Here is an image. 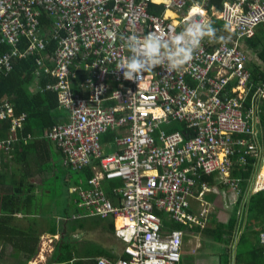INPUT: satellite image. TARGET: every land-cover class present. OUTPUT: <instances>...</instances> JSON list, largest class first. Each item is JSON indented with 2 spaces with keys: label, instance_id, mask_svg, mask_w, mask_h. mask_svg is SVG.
<instances>
[{
  "label": "built area",
  "instance_id": "1",
  "mask_svg": "<svg viewBox=\"0 0 264 264\" xmlns=\"http://www.w3.org/2000/svg\"><path fill=\"white\" fill-rule=\"evenodd\" d=\"M209 2L0 0V42L28 41L25 51L17 48L0 55V69H11L13 55L43 49L47 29L58 42L52 67L37 60L35 73L39 77L42 70L56 78L45 88L58 91L68 113L45 137L60 151L64 166L93 171L89 189L78 190L77 216L113 217L116 235L125 242L124 258L98 257L97 264L179 263L183 231L166 232L158 212L188 226H203L207 208L189 212L190 199L210 190L198 182L200 172H217L216 182L241 193L242 181L232 176L233 146L257 155L256 141L247 142L242 134L257 132L259 97L264 100V83L249 95L247 61L253 60L243 41L258 29L264 33V0H222L216 11H208ZM152 5L163 6V13H154ZM47 19H53L52 26L41 25ZM215 21L223 23L226 32L219 25L208 27ZM210 28L217 29L215 35L208 34ZM153 41L155 52L149 49ZM189 54L192 59L181 65ZM120 62L124 66L118 69ZM131 62L140 70L128 80L124 72ZM81 69L89 71L87 83H82L87 97L71 88ZM247 99L252 104L244 110ZM7 119L13 135L0 140L4 151L10 150L11 139H18L25 115L14 116L0 99V122ZM175 121L184 129L167 134L163 127ZM108 135L111 139L105 140ZM240 160L244 167L257 163L248 164L243 156ZM258 163L264 164V152ZM114 180L119 181L112 186L118 204L108 198L104 186ZM249 182L253 193L264 191L262 170ZM259 240L264 245V229Z\"/></svg>",
  "mask_w": 264,
  "mask_h": 264
},
{
  "label": "trees",
  "instance_id": "2",
  "mask_svg": "<svg viewBox=\"0 0 264 264\" xmlns=\"http://www.w3.org/2000/svg\"><path fill=\"white\" fill-rule=\"evenodd\" d=\"M221 1L222 0H210L209 5H215L217 9H220ZM151 10L156 14H161L163 13V6L152 5ZM43 21L44 22L41 23L42 26L50 27L53 25V19ZM219 23V21H215L208 27L219 25L220 30H224V25H220ZM39 31L43 38L44 29L40 28ZM246 41L248 47L254 52L255 56V60L247 61V68L251 71L252 77V80L250 81L251 88L249 90V95L251 97L254 90H256V86L263 85L264 83L263 31L258 29L256 34L253 37L248 38ZM27 46L28 42L24 44L22 38L14 45L7 42H0V55L2 56L4 54L12 53V51L17 48L18 51H25ZM46 48L47 46L40 50H34L33 52L43 51ZM31 53H27V55L23 57H18L17 54L13 55L10 60L12 65L10 70L12 71L6 76H0V94L6 96L13 104L16 114L15 116L20 113H25L27 116L24 127L20 132L18 131L19 135L17 132L18 139H11L10 150H0V162H3L2 169L0 170V244H9L12 247L8 256L5 257L2 253H0V264H26L29 259L36 254L37 243L41 234L45 232L47 235H49V233L50 235H54L58 232V230H60L59 232L62 235L53 255L55 260L71 264L70 261L77 258L74 260L73 264H97V260L89 259L94 255L85 257L80 253L79 248L76 246V240L79 239V237H74L77 229L81 228L82 218L88 216H77V214L80 213L78 206L80 194L78 190L89 189L88 182L93 176L91 167H87L82 170H75L69 166H64L69 169H66L67 173L71 171L78 173V180H76L73 185L71 183H65L67 186V197L69 203L68 206H64L56 212H50V205L52 204L45 200H40L32 185H28L27 182H22L25 178L23 173L17 174L15 172H11L12 175L19 176L21 181H17L16 184L10 185L9 189L4 190L2 188L6 183H8V181H6L8 174H4L3 170L5 168H14V161L18 165H27L28 161H34L40 170H46L49 167L54 170L57 169L54 166H47V168L44 166V164H47L49 161V154H42V143L44 145H48L52 141L46 137H40L39 139L33 138L28 141L24 139L28 135H32L34 137L35 135H40L44 130L52 129L60 122L59 114L61 111L58 108L57 96L53 93V91L44 90L41 89V87H39V89L37 88L36 84L44 87V84L52 82L53 79L47 77H37L34 74V71H32L34 56H29ZM259 101L260 104L258 105V112H256L257 121L255 120L254 123V128L257 132L253 134H242L245 136L247 142H251L253 140L256 141L259 146L256 150L257 155L255 157L246 155L245 149H241L239 146H233L235 153L231 158L233 162L232 176L240 178L242 185H249L248 181L250 180V177L252 176L253 180V178L257 176L261 167V164L258 163V161L261 153L264 152V100H261L259 97ZM251 104L252 101L247 99L243 109H248ZM254 104H258V101L254 100ZM10 125V119L0 122V140H7L11 135H13V133L10 132ZM110 139V135L105 136V140ZM36 148H39V150ZM32 153L34 155H32ZM30 154L32 156H30ZM242 156L245 157L248 164L252 161L257 163L254 166L248 165L244 167L240 160ZM216 174L217 172L205 175L200 172V182L207 183L210 190L214 189L216 186ZM68 177L69 175L65 178ZM71 189H75V191L72 192ZM238 197L240 199L237 198V208L230 214L229 218L218 220V225H216L214 229L216 230L215 232H217L214 236L216 239H221L219 235L222 232L226 233L227 237L224 240H226L228 247L231 243L232 234L237 230L239 225L237 213L239 210V204L241 203L243 197ZM215 201L216 200L213 202ZM216 203L218 204L219 202L217 201ZM248 203L249 205L246 204L248 209L247 216L251 220H258L261 217L260 213L264 211L262 205L264 203V191L257 192L251 196ZM58 207L60 206L58 205ZM254 211L255 213H253ZM158 214L162 215L161 212H158ZM18 216L28 222V225L25 228L15 225L13 219H16ZM170 219L171 220H167L165 218L163 219L164 229H166L165 227H170V221H172V227H170V230L179 229L182 230L183 233H186L185 230L189 229V227L193 224L192 223L188 226V224L176 221L172 217ZM42 223H44V225H42ZM39 230H41V232ZM257 234L258 231H255L253 233V237ZM248 237L250 236L243 233V235L237 240L238 243L235 244V249L233 251L235 261H237V264H264V245L260 243V240L259 244H256ZM229 257L230 254L227 253V251H224L223 255H221V263H228L227 261L229 260Z\"/></svg>",
  "mask_w": 264,
  "mask_h": 264
},
{
  "label": "crops",
  "instance_id": "3",
  "mask_svg": "<svg viewBox=\"0 0 264 264\" xmlns=\"http://www.w3.org/2000/svg\"><path fill=\"white\" fill-rule=\"evenodd\" d=\"M213 8L214 11L218 10L215 5H209L208 11H210V9ZM171 15V13L169 14V16ZM220 25H223V23H220ZM223 32H226V30H223ZM228 36L229 34L226 33ZM46 36V43L45 46H47V48L43 51H37V52H32L29 56H34V62H33V70L34 74L35 73V62L37 64V60H41L43 64H45L48 67H52V63L54 62V55H55V50L57 49L58 42L53 39L52 37H50V31H48L47 29V33L45 34ZM28 41H23L24 44H26ZM243 46L245 47V49L247 50V53L249 56H252V60H253V56H254V52L248 47L247 41H243ZM252 53V55H251ZM10 71H6L4 69H0V76H6L8 75ZM39 77H47L50 79H53L52 82H47V83H56V78L53 77L52 75L40 70L38 73ZM89 76V71L86 69H81L78 72V75L72 78L71 81V88L73 90V93L77 94V95H81V96H88V89L85 86H82V83L86 82L88 80ZM46 84H44V87L36 84L37 88L39 89V87H41V89H46ZM53 83V84H54ZM46 90H50L53 91V93L56 94L57 96V100H58V108L60 111L59 114V121H65L66 120V116H67V109H65L64 107H62L60 100H59V95H58V91L54 90V89H46ZM0 99L1 102H6L7 104H9V106H11L12 111L14 116L15 114V110H14V106L13 104L9 101V99L0 94ZM110 106L115 105V103H111L109 104ZM24 114L25 115V120L24 123L26 121V114L25 113H20L17 116H20ZM24 123L22 125V128L24 127ZM184 126L180 124V122L175 121L170 125L164 126L163 130L167 133V134H171L175 131H179V130H183ZM50 130V129H49ZM49 130H44L40 135H35L34 137L32 135H28L31 139L35 138V139H39L40 137H45V135L49 132ZM21 131V130H20ZM19 131V132H20ZM18 132V135H19ZM37 150H39V148H36ZM35 150V149H33ZM32 151V150H31ZM34 152V151H33ZM49 154V161L47 164H44V166H54L55 168L59 169L61 171V176L60 178H62V182L63 183H71L70 177H71V172L67 173L66 169L64 167L63 164V157L61 156L60 151L58 150V148L55 146V144L53 142H50L48 145H44L42 143V154ZM32 155H34L32 153ZM30 154V156H32ZM29 156V155H28ZM59 156V164L55 163V157ZM19 166V167H18ZM14 168H11V172H15V173H23L24 174V180H22V182H27L28 185H32L33 188L35 189V193L37 194V196L40 198V194H42L43 188L42 185L45 183L46 178H45V170H40L38 168V166L35 164L34 167L29 166V164L27 165H18L15 163L14 161ZM21 169V171H20ZM260 169L262 170V172H264V164L261 165ZM53 170L52 168H47L46 169V173L47 171ZM69 170V169H67ZM22 174V175H23ZM68 178H65L66 176H68ZM252 180V176L250 177V180ZM17 181H21L20 177L17 175H12L10 174L9 178H8V183L9 184L8 188H6V186L2 187L4 190L5 189H9L10 185L16 184ZM199 178H198V182H199ZM248 181V182H249ZM250 183V182H249ZM5 184V185H6ZM119 184V181H112L109 182L106 186H105V191L106 194L108 196V198L114 203V204H118L119 203V199L117 198V196L112 193V186ZM200 191V188L197 187L195 189L194 192V197H196L197 193ZM239 191L241 193H237L234 192L232 189H230L229 187L226 186H222L221 184H219L218 182H216V186L214 187V189L209 190L208 192H206L201 198H191L190 199V209L189 212L192 214H198V212L203 209V208H207V214H206V220H204V225L201 226L199 224L193 223L189 229H186V233H183L182 235V245H183V241H184V237H194V245L190 248V252L193 253V251L197 248H200L202 245L206 244L208 247V251H209V247L211 245V242H222L221 244V248L220 247H215L211 248L212 251L209 252V255L211 254H215V260H214V264H223L221 263V255H223L224 251H227V253L230 254L229 260L227 261L228 263L226 264H237V261H235V256L233 254V251L235 249V244L238 243V239L239 237H241L243 235V233H246L248 236V238H250V240H252V242L259 244V233L261 232L262 229H264V211L261 212L260 210V215L261 217L258 220H251L249 219L248 215V209H247V205H249V196L251 194H255L252 192V188L250 187V185H240ZM71 192V191H70ZM236 195V196H235ZM238 196L243 197L241 200V203L239 201V210L237 213L238 216V228L237 230L232 234V239H231V243L229 244V247L227 246L226 243V233L222 232L219 236L221 237V239H216L214 238V240L211 241L212 237L216 235L217 232H215L216 230L215 227L218 222V220L220 219H227L230 217V214L237 208L238 205V199H240ZM218 197L220 198L218 200ZM238 198V199H237ZM214 200H216L215 202H213ZM75 201V199H74ZM219 202L218 204L216 202ZM78 202V200H77ZM263 208H264V203L262 204ZM220 207V208H219ZM161 213H166V216L168 214V216L171 218V214L167 213V212H163V211H159ZM221 212V213H220ZM255 213V211L253 212ZM162 218V215H160ZM20 217V216H18ZM17 218V217H16ZM163 220V218H162ZM120 223V222H119ZM81 228L77 229L76 233L74 234V237H79V239L76 240V246L79 248L80 253L82 255H84L85 257H90L91 255H94L93 257H90L89 259H95L97 260L98 257H106L108 259H110L111 261H118V259L123 258L125 256L124 252H123V248H124V241L118 236L116 235L115 232V228H116V221L113 217H109V218H101L99 216H87L85 218H82V223H81ZM164 224V222H163ZM42 225H44V223H42ZM83 226V227H82ZM194 226H198V227H194ZM165 231L169 232V230L171 229L170 227H165ZM168 229V230H167ZM210 229V230H207ZM41 232V230H39ZM60 230H58L57 233H55L54 235H49L53 236L56 238L55 243H54V250L56 249V246L58 244V242L61 239V233L59 232ZM62 231V230H61ZM258 231V234L256 236L253 237V233ZM64 232V231H62ZM224 233V235H223ZM43 234H45L47 236V233L43 232ZM185 234V235H184ZM224 237V238H223ZM216 239V240H215ZM1 247V245H0ZM7 247L10 248V250L12 249L11 245L7 244ZM230 248V249H229ZM232 249V251H231ZM187 252L186 248H183V251L181 250V256L185 255ZM10 253V251H9ZM79 257V256H78ZM77 258H74L73 260H71V264H73L74 260H76ZM182 260V257H181ZM211 263V261L209 260L208 256H202V259L200 260H194V263L191 264H213ZM46 264H67L65 262H59L58 260H55L53 257L52 259H50L48 262H46ZM177 264H182L181 261Z\"/></svg>",
  "mask_w": 264,
  "mask_h": 264
},
{
  "label": "rangeland",
  "instance_id": "4",
  "mask_svg": "<svg viewBox=\"0 0 264 264\" xmlns=\"http://www.w3.org/2000/svg\"><path fill=\"white\" fill-rule=\"evenodd\" d=\"M252 55V53H251ZM252 59V56H251ZM253 60H255V56H253ZM2 163L0 162V170L2 169ZM55 163L59 164V156L55 157ZM29 166L34 167L35 163L34 161H28ZM19 167V166H18ZM11 168H5L4 174H8L7 175V180L11 174ZM61 176V171H59V169L56 170H50L47 171L45 170V178L46 181L45 183L42 185L43 191L42 194H40V200H45L47 202H49L50 204V212H56L58 210H60V208H63L64 206H68V197H67V186L65 183L62 182V178H60ZM78 180V173L76 172H71V184L73 185L74 182ZM6 188H8L9 184L5 185ZM4 186V187H5ZM0 194H1V190H0ZM254 194H251L249 196V199L251 198V196H253ZM220 198L218 197V200ZM58 205L60 207H58ZM71 208V207H70ZM221 213V212H220ZM162 218L167 219V220H171L170 217L166 216V213H162ZM14 223L16 226L18 227H23L25 228L28 225V222H26L25 219L17 217L16 219L14 218ZM172 221H170V227ZM214 236L212 237L211 241L214 240ZM56 238L50 235H45V234H41V236L38 239V243H37V252L36 254H34L29 261L26 264H46V262H48L50 259H52L55 250L53 251L54 248V243H55ZM216 240V239H215ZM221 241L220 242H211V245L209 247V251H208V247L206 244L202 245L200 248H197L193 251V253L190 252V248L194 245V237H184V241H183V245H182V251L183 248L187 249V252L185 255L181 256L182 260L181 263L182 264H191L194 263V260H200L202 259V256H208L209 260L211 261V263L214 262L215 260V254H211L209 255V252L212 251L211 248L215 247H220L221 248ZM0 253H2L5 257L8 256V253L10 251V248L7 247L6 244H0ZM191 246V247H190ZM22 260V257H21ZM25 264V263H24ZM214 264V263H213Z\"/></svg>",
  "mask_w": 264,
  "mask_h": 264
},
{
  "label": "clouds",
  "instance_id": "5",
  "mask_svg": "<svg viewBox=\"0 0 264 264\" xmlns=\"http://www.w3.org/2000/svg\"><path fill=\"white\" fill-rule=\"evenodd\" d=\"M217 32V29H209V35H215V33ZM221 41H225L226 40V38L225 37H220L219 38ZM149 49H150V51H152V52H155L156 51V43H155V41H153V42H151L150 44H149ZM192 59V54H189V55H187L184 59H182L181 61H180V64L181 65H184L185 63H187L188 61H190ZM124 66V64H123V62H120L119 64H118V69L119 68H121V67H123ZM127 68H128V71H126V72H124V78L125 79H128V80H132L133 78H132V76H131V73L132 72H137L138 74H139V70H140V65L138 64V63H136V62H131V63H128L127 65ZM174 68L176 67L175 65L173 66Z\"/></svg>",
  "mask_w": 264,
  "mask_h": 264
},
{
  "label": "bare ground",
  "instance_id": "6",
  "mask_svg": "<svg viewBox=\"0 0 264 264\" xmlns=\"http://www.w3.org/2000/svg\"><path fill=\"white\" fill-rule=\"evenodd\" d=\"M194 11H195V10H194ZM170 13H171V12H168V13H167V16H169ZM170 16L174 17L175 15L171 13ZM170 16H169V17H170Z\"/></svg>",
  "mask_w": 264,
  "mask_h": 264
}]
</instances>
